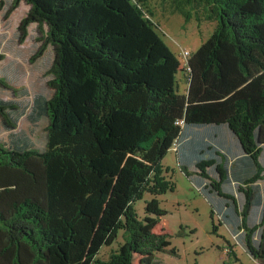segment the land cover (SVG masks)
Masks as SVG:
<instances>
[{"label": "trees", "instance_id": "1", "mask_svg": "<svg viewBox=\"0 0 264 264\" xmlns=\"http://www.w3.org/2000/svg\"><path fill=\"white\" fill-rule=\"evenodd\" d=\"M172 1L186 22H217L193 52L168 47L145 0L10 3L4 18L29 6L18 41L31 24L40 34L30 62L48 45L54 58L51 94L35 95L28 115L47 119L42 148L15 133L24 108L0 98V264H159L170 246L155 232L166 214L157 196L175 188L161 163L169 150L264 264V0ZM0 87L11 89L1 77Z\"/></svg>", "mask_w": 264, "mask_h": 264}, {"label": "rangeland", "instance_id": "2", "mask_svg": "<svg viewBox=\"0 0 264 264\" xmlns=\"http://www.w3.org/2000/svg\"><path fill=\"white\" fill-rule=\"evenodd\" d=\"M12 1L0 0V52L5 54V58L0 61V77L11 87V89L0 87V98L15 100L24 108L25 114L20 118L15 133L21 131L29 133L33 144L42 148L47 119L41 117L34 123L28 119V115L35 95L51 94L47 81L52 77L50 68L54 52L48 45L42 56L30 62V57L41 44L37 41L40 34L37 32L36 24H31L25 41L22 43L18 41V25L29 6L20 2L8 18H4ZM179 7L180 4L172 0H145V8L151 13L157 32L177 55L182 50L195 51L212 34L217 23L203 17L196 20L194 16L186 22L178 10ZM180 76L181 73L178 72L177 79ZM177 85L178 91L183 92L186 84L178 80ZM23 90H26V95L22 93ZM0 140L7 141V132H0ZM161 163L164 167H169L167 178L174 183L175 188L157 196L159 206L166 214L156 226L155 232H166L170 241L167 251L158 254L159 264H257L235 242L226 226L212 214L211 197L207 191V195L198 192L194 180L180 170L175 152L169 150ZM10 180L11 174L8 177L9 183ZM21 186L17 190L22 191ZM209 188L212 189L211 186ZM30 191L27 189L23 195H32ZM211 192L215 195L214 190ZM149 198L150 196L146 194L142 200L136 202L135 207L139 214L143 213L144 201ZM121 240L119 235L112 245L102 246L99 257L107 259ZM229 245H233L232 249L230 253H226L225 248ZM172 249L175 252L172 253ZM133 264H141L138 257L134 258Z\"/></svg>", "mask_w": 264, "mask_h": 264}, {"label": "built area", "instance_id": "3", "mask_svg": "<svg viewBox=\"0 0 264 264\" xmlns=\"http://www.w3.org/2000/svg\"><path fill=\"white\" fill-rule=\"evenodd\" d=\"M187 54V52H184V55Z\"/></svg>", "mask_w": 264, "mask_h": 264}]
</instances>
